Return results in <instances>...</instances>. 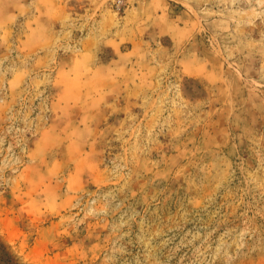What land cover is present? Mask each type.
Masks as SVG:
<instances>
[{
  "label": "rangeland",
  "instance_id": "374dc122",
  "mask_svg": "<svg viewBox=\"0 0 264 264\" xmlns=\"http://www.w3.org/2000/svg\"><path fill=\"white\" fill-rule=\"evenodd\" d=\"M0 239L264 264V0H0Z\"/></svg>",
  "mask_w": 264,
  "mask_h": 264
},
{
  "label": "trees",
  "instance_id": "16d2710c",
  "mask_svg": "<svg viewBox=\"0 0 264 264\" xmlns=\"http://www.w3.org/2000/svg\"><path fill=\"white\" fill-rule=\"evenodd\" d=\"M0 264H16L9 247L0 239Z\"/></svg>",
  "mask_w": 264,
  "mask_h": 264
}]
</instances>
